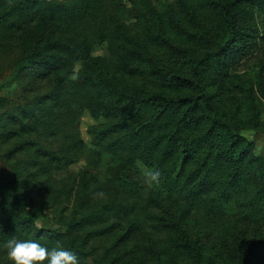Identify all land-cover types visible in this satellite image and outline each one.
I'll list each match as a JSON object with an SVG mask.
<instances>
[{"label": "rangeland", "instance_id": "374dc122", "mask_svg": "<svg viewBox=\"0 0 264 264\" xmlns=\"http://www.w3.org/2000/svg\"><path fill=\"white\" fill-rule=\"evenodd\" d=\"M15 1H9L7 7ZM102 1L81 0L77 7L78 10L83 8L86 13L85 30L92 42V54L104 58L114 80L131 90L161 91L168 95L187 93V90L170 85L163 81L164 78L153 73H129L114 66L108 48L109 40L101 38V33L92 24L99 13H104L101 8L87 7ZM174 1L115 0L111 5L112 0H106L102 3L107 18L108 14L113 16L119 9L118 16L124 24L118 22L116 17L111 19L112 25L121 24L124 32L134 34V38L137 37L147 44L152 60L131 59L133 65L145 69L157 63L178 73L190 74L181 53L163 42L150 40L142 30L144 27L138 28L137 24L144 18L145 21L153 19L145 15V11L151 13L152 8L162 14L170 7L183 27L177 31L170 29L168 35L173 43L186 47L193 55H202L215 48L218 44L216 42L224 40L221 9L217 5L221 0H189V7L185 9L176 6ZM29 7L31 8L26 11L27 16L16 25H11L10 21H0V160L4 163L0 165V178L12 180L20 188L21 194L29 196L31 206L27 208H41L36 225L58 228L61 218H70L74 212L82 214L104 203L130 202L135 210L131 217L133 219L144 220L140 213L143 209L158 215H166L170 211L178 220V225L172 229L148 228L145 232H133L122 240H119V235L124 229L91 239L88 246L92 256L101 260L102 264H170L173 262L171 260L178 263L200 260L208 264H228L229 252L241 242L250 243L254 238L262 242L261 254L264 256V226L256 219L260 200L252 194L235 192L226 202L225 211L222 213L195 208L182 214V201L166 198V205L154 203L151 192L156 187L155 177H152L149 167L140 159L135 161L137 167L126 169V177L139 183V196L131 194L120 184L118 175L121 174L120 169L126 167V149H100L94 142L91 129L94 126L102 127L111 122V119L101 114L96 116L91 109L88 100L93 90L82 84L77 74L80 62L73 66L74 71L69 73L66 80L58 79L59 75L44 71L38 66L22 65V57L38 44L60 39H67L72 44L73 40L72 34H65L68 29L66 12L51 13L40 1L30 3ZM253 11L258 23L257 43L253 45L251 52L230 61L225 74L220 73L219 68L209 69L208 73L213 81L208 88L215 94L216 116L233 123L238 133L254 144L253 154L264 155V94L261 92L264 84V10L255 8ZM238 17L242 19L240 13ZM79 20L80 17L74 24L80 23ZM75 28L72 26L71 32H75ZM78 33L82 34L79 30L76 31ZM114 34L115 31L110 37L117 43L119 38L114 39ZM208 38L215 43L210 45ZM120 42L126 44V40ZM50 89L61 91V105L71 108L67 116L62 120L52 118L46 121L48 125L40 126L38 123L34 124L35 119L28 111L29 113L19 116L24 121H30L33 127L19 129V125L14 124L15 120L10 116L20 114L17 113L15 105L29 98L37 99L50 92ZM53 103L54 101H50L45 104L50 107ZM42 112L43 110L39 112V116ZM41 118L45 119V116ZM207 123L199 125L195 130H187L183 137L187 139L200 132ZM48 126L61 132V138H57L53 147L61 150L64 146L62 141L69 144L75 150L74 160L58 163L53 153L47 152L32 140L35 130L47 129L42 141L53 142L55 136L50 134ZM66 133L70 134L69 139ZM230 171L229 162L218 166L215 192L221 188ZM121 223L124 227L125 220L121 219ZM6 224L0 220V242L13 235ZM184 241L189 245L188 241L192 242V246L180 245ZM88 261L92 262V259ZM0 264H13L2 247Z\"/></svg>", "mask_w": 264, "mask_h": 264}, {"label": "trees", "instance_id": "16d2710c", "mask_svg": "<svg viewBox=\"0 0 264 264\" xmlns=\"http://www.w3.org/2000/svg\"><path fill=\"white\" fill-rule=\"evenodd\" d=\"M9 1L11 0H0V21L2 23L10 21L11 25H16L27 16L26 11L32 7H29L30 3L39 1L51 13L53 11L55 14L67 13L68 29L65 30V34L68 36L72 34V44H69L67 39L48 40L44 44H38V41V45L22 57V65L38 66L44 71H52L59 75L58 79L66 80L69 73L74 71L73 66L80 62V70L77 74L82 84L93 90L88 100L91 109L96 116L101 114L111 119L108 124L102 127L94 126L91 129L94 134L93 140L100 149H126L124 150L126 167L120 169L118 180L128 192L135 196L140 194L139 183L126 177V169L137 167L135 161L140 159L149 167L151 174L158 172L155 176L156 187L151 192L154 203L166 205V198H170L182 201L180 204L182 214L195 208L222 213L225 211L226 202L235 192L252 194L260 200L256 209V219L264 226V155L253 154L254 144L239 134L233 123L216 116L215 94L208 88L213 81L208 73L209 69L219 68L220 73L225 74L230 61L251 52V48L257 43L258 23L253 9L264 10V0L217 2L221 9L225 37L223 41L216 42L217 48L213 47L214 49L202 55H193L186 47L171 41L168 35L170 29L177 31L183 27V24L174 16L170 7L162 14L153 8L150 10L151 13L145 11V15L153 19L145 21L144 18L137 24L138 28L144 27L142 30L150 40L163 42L181 53L188 64L189 75L178 73L157 63L145 69L133 65L131 59L152 60L147 44L137 37L134 38V34L124 32L121 24L116 22L114 23L116 25H112L111 19L116 17V20L121 22L118 16L119 9L113 16L108 14L107 18L102 6L106 0L87 6L91 9L101 8L104 13L101 15L98 12L92 24L94 29L101 33V38L105 37L107 41L109 40L107 43L110 57L113 58L114 66L118 70L129 73L142 71L153 73L164 78V82L188 91L181 95H168L161 91L131 90L119 85L112 77L104 58L95 56L91 52L92 42L85 30L86 13L83 12V8L78 10L77 7L81 0H70L71 2L16 0L7 7ZM114 2L115 0H112L111 5ZM174 3L182 9L189 7V0H175ZM238 13L243 20L238 17ZM79 17L80 23L75 25L74 22ZM25 22L26 20L23 23ZM244 22L245 26H243ZM72 26L76 27L75 32H71ZM78 30L82 34H76ZM114 31L116 34L113 38H119L117 43L110 37ZM125 40L126 44L120 42ZM208 40L210 45L215 43L211 38ZM261 92L264 94V84L261 86ZM62 99L61 91L50 89V92L37 99L29 98L23 103H17L15 108L20 114H10V116L21 130L33 127L30 121H24L19 116L29 112L35 119L34 124L46 126L48 120L52 118L62 120L67 116L71 108L61 105ZM50 101L54 103L47 107L45 103ZM40 105L43 107L39 108ZM43 115L47 120L41 118ZM205 122L208 123L203 130L187 139L183 137L187 130H195ZM48 129L50 134L55 136L53 142L42 141L47 129L35 130L32 140L47 152L53 153L58 163L74 160L75 150L69 144L62 141L64 146L61 150L53 147L57 138H61V132L50 126ZM69 135L66 133L68 139ZM223 162H229L231 171L221 188L215 192L217 168ZM0 165H4L1 160ZM251 167L255 168L250 169ZM30 201L29 196L21 194L20 188L12 180L6 181L0 178V220L7 223L6 227L11 230L10 233L22 239L39 240L48 247L69 248L76 253L78 264H102L101 260L92 256L88 246L89 241L95 237L124 229L119 235V240H122L133 232H145L148 228L172 229L178 225V220L170 211H167L166 215H158L143 209L140 213L144 220L133 219L131 218L135 211L133 205L130 202L119 201L104 203L82 214L74 212L70 218H61L60 227L45 228L36 225V218L41 208H27L31 206ZM248 203L251 204V201L248 200ZM121 219L125 220V228L122 227ZM188 242L191 245L192 242ZM261 243L257 238L250 243L241 242L229 252L228 264H263ZM180 245L190 247L186 241L181 242ZM90 258L92 262L88 261ZM171 262L170 264H208L200 260L194 262L187 260L184 263L171 260Z\"/></svg>", "mask_w": 264, "mask_h": 264}, {"label": "clouds", "instance_id": "9594fccd", "mask_svg": "<svg viewBox=\"0 0 264 264\" xmlns=\"http://www.w3.org/2000/svg\"><path fill=\"white\" fill-rule=\"evenodd\" d=\"M152 175L155 177L158 172ZM0 247L4 249L13 264H78L76 253L69 248L48 247L39 240L22 239L14 234L0 242Z\"/></svg>", "mask_w": 264, "mask_h": 264}]
</instances>
